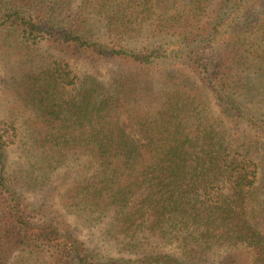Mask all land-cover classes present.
<instances>
[{
  "label": "trees",
  "instance_id": "trees-1",
  "mask_svg": "<svg viewBox=\"0 0 264 264\" xmlns=\"http://www.w3.org/2000/svg\"><path fill=\"white\" fill-rule=\"evenodd\" d=\"M5 69L35 161L11 175L0 122V264H264V117L239 96L264 0H0ZM77 164L66 214L119 259L33 221L28 193Z\"/></svg>",
  "mask_w": 264,
  "mask_h": 264
},
{
  "label": "rangeland",
  "instance_id": "rangeland-1",
  "mask_svg": "<svg viewBox=\"0 0 264 264\" xmlns=\"http://www.w3.org/2000/svg\"><path fill=\"white\" fill-rule=\"evenodd\" d=\"M74 70L82 73L85 70H92L88 65L83 63H73ZM257 70H251L243 74L245 83L244 90L240 91V100H244L248 109L254 108L259 110L255 112L257 117H264V74L258 73V77L255 76ZM11 72L10 69L2 70L0 85V122L4 131L7 132L8 141V162L9 171L13 177L18 174L20 183L23 184L27 178V170H33V164L35 161L34 155L31 152L27 137L22 134V131L16 132V121L13 120V116L10 113L14 98L9 92ZM250 80V81H249ZM263 109V110H262ZM12 117V118H11ZM16 117V115H15ZM78 164L72 165L71 168L63 167L60 169L59 174L53 176V183H51L46 189L39 190L35 193H28L29 199L41 207L45 204V211L42 214L34 215L33 221L42 223L47 219L67 220L71 222L74 228L77 230L79 237L87 244L90 253L101 257H111L112 259L121 258L124 254L118 253L117 249L113 248L107 240L106 232L103 227L91 226L86 227L81 222H78L75 217L66 214V210L61 202V194L69 189L71 185L78 180ZM228 189H225L224 193H227ZM35 214V213H34ZM127 257V256H126ZM107 260V259H106Z\"/></svg>",
  "mask_w": 264,
  "mask_h": 264
}]
</instances>
